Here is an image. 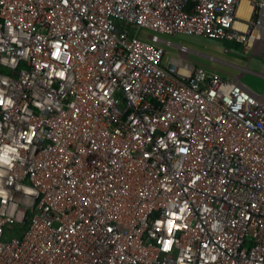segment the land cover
<instances>
[{
    "label": "built area",
    "instance_id": "1",
    "mask_svg": "<svg viewBox=\"0 0 264 264\" xmlns=\"http://www.w3.org/2000/svg\"><path fill=\"white\" fill-rule=\"evenodd\" d=\"M263 30L264 0H0V264H264V95L162 39Z\"/></svg>",
    "mask_w": 264,
    "mask_h": 264
},
{
    "label": "rangeland",
    "instance_id": "2",
    "mask_svg": "<svg viewBox=\"0 0 264 264\" xmlns=\"http://www.w3.org/2000/svg\"><path fill=\"white\" fill-rule=\"evenodd\" d=\"M254 11H252V15L250 18L251 23H254L253 20ZM251 31L253 28H250ZM152 34L148 31H142L140 38L147 41ZM258 36V33L255 34ZM162 39L165 41H169L178 46H185L191 51L199 52L202 54H207L210 57H218L230 63H233L239 68H233L229 66H221L218 67L222 68V71H225L226 74H221V76L225 79L229 77H237L243 75V69L248 68L249 73H246L242 76V82L246 84L248 87H260L262 82L260 80H255L254 72L263 73L264 75V51H260L259 49L264 45V32H263V43L260 45L261 47L257 46L255 49L259 53H253L254 50H246L245 46L239 45L235 42L229 43V41L225 40H212L205 37H196V36H188V35H177V36H162ZM261 39V40H262ZM167 55L170 58H179L178 50L174 47H167L165 46ZM228 50L231 52L228 53ZM217 66L216 64H214ZM259 79L264 80V77H259Z\"/></svg>",
    "mask_w": 264,
    "mask_h": 264
},
{
    "label": "crops",
    "instance_id": "3",
    "mask_svg": "<svg viewBox=\"0 0 264 264\" xmlns=\"http://www.w3.org/2000/svg\"><path fill=\"white\" fill-rule=\"evenodd\" d=\"M231 43V42H229ZM178 46V45H177ZM254 50V49H253ZM191 51V50H190ZM231 51L228 50V53H230ZM253 53H259L256 50H254ZM189 60L191 63H193L195 66L198 67H204L206 70L210 71V72H214V73H218V74H226L225 71H222L223 69L218 67L219 65L223 66H229V67H233V68H241L233 63H230L228 61H225L223 59H220L218 57H214V56H209L207 54H202L199 52H194L191 51L190 55H189ZM214 64H216L217 66H215ZM243 75L246 73H249L248 68L243 69ZM254 79L256 80H260L262 82L260 87H254L251 88L253 91H255L256 93H258L259 95L263 96L264 95V80L259 79V77H264L263 73H259V72H254ZM242 75V76H243ZM242 76H237L238 78H242ZM242 80V79H241ZM246 85V84H245Z\"/></svg>",
    "mask_w": 264,
    "mask_h": 264
},
{
    "label": "bare ground",
    "instance_id": "4",
    "mask_svg": "<svg viewBox=\"0 0 264 264\" xmlns=\"http://www.w3.org/2000/svg\"><path fill=\"white\" fill-rule=\"evenodd\" d=\"M252 11H253V6L248 1H244L241 6L240 17L244 19L245 21H249L252 15ZM263 32L261 35V39L263 37Z\"/></svg>",
    "mask_w": 264,
    "mask_h": 264
},
{
    "label": "clouds",
    "instance_id": "5",
    "mask_svg": "<svg viewBox=\"0 0 264 264\" xmlns=\"http://www.w3.org/2000/svg\"><path fill=\"white\" fill-rule=\"evenodd\" d=\"M9 151H14V149H6V150H5L4 156L2 157L4 160H7V153H8Z\"/></svg>",
    "mask_w": 264,
    "mask_h": 264
},
{
    "label": "trees",
    "instance_id": "6",
    "mask_svg": "<svg viewBox=\"0 0 264 264\" xmlns=\"http://www.w3.org/2000/svg\"><path fill=\"white\" fill-rule=\"evenodd\" d=\"M258 17H259L258 16V11H255L254 16H253V20L257 21Z\"/></svg>",
    "mask_w": 264,
    "mask_h": 264
},
{
    "label": "snow or ice",
    "instance_id": "7",
    "mask_svg": "<svg viewBox=\"0 0 264 264\" xmlns=\"http://www.w3.org/2000/svg\"><path fill=\"white\" fill-rule=\"evenodd\" d=\"M169 231H171V227L169 228Z\"/></svg>",
    "mask_w": 264,
    "mask_h": 264
}]
</instances>
